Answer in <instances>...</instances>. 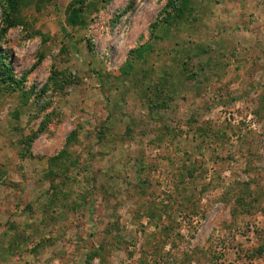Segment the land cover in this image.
Returning <instances> with one entry per match:
<instances>
[{"label": "rangeland", "instance_id": "obj_1", "mask_svg": "<svg viewBox=\"0 0 264 264\" xmlns=\"http://www.w3.org/2000/svg\"><path fill=\"white\" fill-rule=\"evenodd\" d=\"M5 70L0 264H264V0H0Z\"/></svg>", "mask_w": 264, "mask_h": 264}, {"label": "trees", "instance_id": "obj_2", "mask_svg": "<svg viewBox=\"0 0 264 264\" xmlns=\"http://www.w3.org/2000/svg\"><path fill=\"white\" fill-rule=\"evenodd\" d=\"M81 10H74L72 11L71 15L69 16L68 24L70 26H81L83 25L84 21L81 19ZM143 52H138L137 55L141 58ZM129 65V63H128ZM0 84L8 85V88H13L14 85L17 86V82L14 80L13 75L8 73V70L2 71L0 74ZM19 84V83H18ZM20 84L23 85V81L20 80ZM34 95V92H33Z\"/></svg>", "mask_w": 264, "mask_h": 264}]
</instances>
